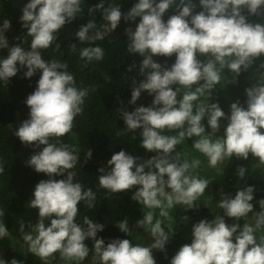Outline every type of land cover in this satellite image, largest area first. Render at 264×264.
<instances>
[{"label": "trees", "instance_id": "1", "mask_svg": "<svg viewBox=\"0 0 264 264\" xmlns=\"http://www.w3.org/2000/svg\"><path fill=\"white\" fill-rule=\"evenodd\" d=\"M220 16L247 31L217 41ZM220 74L264 76V0H0V264L39 188L63 195L67 254L118 258L159 178L201 224L238 233L256 211L264 244V137L228 153L218 217L198 200L181 116Z\"/></svg>", "mask_w": 264, "mask_h": 264}, {"label": "rangeland", "instance_id": "2", "mask_svg": "<svg viewBox=\"0 0 264 264\" xmlns=\"http://www.w3.org/2000/svg\"><path fill=\"white\" fill-rule=\"evenodd\" d=\"M189 6H195L194 1ZM220 16L211 37L231 40L247 29ZM250 31V29H249ZM208 94L195 92L190 110L181 116L194 135L191 169L198 175V200L218 217L223 199V171L228 153L244 149L264 137V76L212 78ZM186 149V148H185ZM178 190L159 178L152 194L144 199L152 226L133 234L121 255L106 262L95 254L88 262L75 260L63 249L59 236L63 195L39 188L24 214L15 218L11 238L16 264H262V218L253 210L244 228L229 232L218 224H201L178 203ZM251 210V209H249ZM18 219V220H17Z\"/></svg>", "mask_w": 264, "mask_h": 264}]
</instances>
